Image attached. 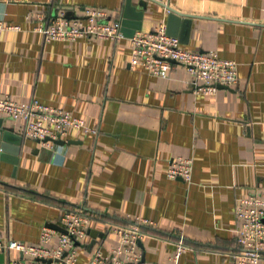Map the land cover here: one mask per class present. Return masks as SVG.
<instances>
[{"label": "crops", "instance_id": "obj_1", "mask_svg": "<svg viewBox=\"0 0 264 264\" xmlns=\"http://www.w3.org/2000/svg\"><path fill=\"white\" fill-rule=\"evenodd\" d=\"M141 1L0 0V16L21 26L0 39V97L36 98L99 129H70L71 143L50 148L0 113L12 129L0 156V238L35 243L75 207L91 216L76 264L96 246L107 252L118 241L109 227L136 215L157 222L140 242V264L165 263L179 235L192 246L181 264H236L237 204L264 192V0H144L139 11ZM87 7L106 10L109 21L128 15L127 31L137 12V31L165 23L182 47L237 61L239 81L199 92L179 62L167 78L132 65L130 36L48 40L27 18L83 16ZM180 157L194 160L190 182L167 176ZM21 255L0 251V264Z\"/></svg>", "mask_w": 264, "mask_h": 264}, {"label": "built area", "instance_id": "obj_2", "mask_svg": "<svg viewBox=\"0 0 264 264\" xmlns=\"http://www.w3.org/2000/svg\"><path fill=\"white\" fill-rule=\"evenodd\" d=\"M107 17V11L97 7H87L83 16L71 18L59 15L47 19L43 14L27 15V18L39 21L35 29L48 40L73 41L89 36L112 40L125 38L122 20L109 21ZM11 29H21V26L7 22L0 16V39L4 31ZM130 39L131 64L142 66L152 75L169 77L174 66L172 60H175L185 66L191 75L193 88L199 92H214L218 85L231 86L239 81L237 61L223 58L215 51L203 52L182 47L180 38L170 34L165 23L151 31H136ZM0 113L14 120H23L25 136L50 148L58 145L56 140L65 139L70 129L99 133L98 127L89 125L84 117L36 98L21 103L10 96H2ZM193 168L192 158L180 157L171 162L167 176L190 182ZM236 215L239 221L236 237L238 248L230 255L236 264H264V192L242 197L237 204ZM90 222L91 216L84 210L63 208L60 225L65 231L45 226L35 243L0 238V251L17 250L22 254L8 264H48L43 259H51L49 264H76L79 245L88 240ZM155 227V220L141 215L128 216L127 221L111 225L109 230L117 234V243L107 252L100 245L96 246L87 264H140L143 257L140 242L151 233L149 229ZM170 241L173 249L167 261L155 264H181L183 254L192 248L183 235Z\"/></svg>", "mask_w": 264, "mask_h": 264}, {"label": "water", "instance_id": "obj_3", "mask_svg": "<svg viewBox=\"0 0 264 264\" xmlns=\"http://www.w3.org/2000/svg\"><path fill=\"white\" fill-rule=\"evenodd\" d=\"M145 7V1H141L140 2V6H139V11H143ZM171 14L172 15H179V16H183L184 14L176 11V10H170ZM66 17L68 18H71L72 16H70L69 14H66ZM141 17H142V13L141 12H137V15H136V24H137V27L136 29H134L133 31H127V23L129 22V16L128 15H125L124 19L122 20V23H123V31L125 33L126 36H132L136 31L137 29L140 28V24H141ZM173 62H175V60H172ZM218 87H229V86H226V85H218ZM11 128H2V123H1V120H0V156L3 157V155L5 154L6 152V140L8 139V136L9 134L11 133ZM57 144H65V143H71L72 141H66L65 139H59V140H56L55 141ZM49 225L55 229H58L60 231H65V229L58 223H55V222H52V223H49ZM96 242V239H93L92 242L90 243V246L92 247L93 244ZM44 261H46L48 264L51 262V259H43ZM145 261V254H143V257H142V260L140 261V263L144 262Z\"/></svg>", "mask_w": 264, "mask_h": 264}]
</instances>
